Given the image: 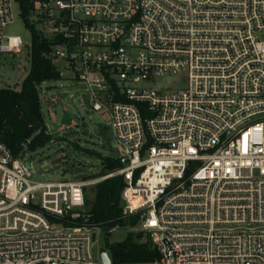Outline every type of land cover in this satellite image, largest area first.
<instances>
[{
  "label": "built area",
  "instance_id": "built-area-1",
  "mask_svg": "<svg viewBox=\"0 0 264 264\" xmlns=\"http://www.w3.org/2000/svg\"><path fill=\"white\" fill-rule=\"evenodd\" d=\"M15 1L0 0V54L31 57L4 34ZM29 3L59 79L109 117L120 166L104 179L123 178L154 264H264V0ZM36 174L0 141V264H103L99 227L77 223L98 181Z\"/></svg>",
  "mask_w": 264,
  "mask_h": 264
},
{
  "label": "rangeland",
  "instance_id": "rangeland-1",
  "mask_svg": "<svg viewBox=\"0 0 264 264\" xmlns=\"http://www.w3.org/2000/svg\"><path fill=\"white\" fill-rule=\"evenodd\" d=\"M12 14L13 22L5 28V36H19L24 43H31L33 33L24 22L23 9L18 1L13 3ZM32 21L31 16V24ZM35 28L39 29V26L36 24ZM30 68L31 57L28 45L19 54H0V89L19 90ZM175 80L166 77L165 86L172 87ZM38 90L45 123L44 133L48 136V143L33 152L26 150L21 156L28 163H33L37 171L35 178L38 180L98 181L85 188L87 202L82 213L87 217L95 201L98 183L104 181L105 176L114 173L112 171L101 176L104 159L120 157L109 117L105 113L91 109L87 88L75 80L62 78L44 81ZM66 94L73 95V98L70 99ZM64 111L74 115L72 124L68 127L61 122ZM111 178L113 177L107 179ZM83 217L78 219L82 221L80 224L86 223V217ZM134 218L138 217L127 216L128 221ZM137 227L139 220L135 226L128 224L127 227L116 229L109 235L101 228L93 231L97 234L95 254L106 245L107 237L110 244H116L123 241L129 233H141L135 230ZM109 254L111 255L110 251Z\"/></svg>",
  "mask_w": 264,
  "mask_h": 264
},
{
  "label": "trees",
  "instance_id": "trees-1",
  "mask_svg": "<svg viewBox=\"0 0 264 264\" xmlns=\"http://www.w3.org/2000/svg\"><path fill=\"white\" fill-rule=\"evenodd\" d=\"M23 9V18L28 14L29 0H17ZM51 45L44 37L33 34L31 68L19 90L0 89V141L12 151L14 157L26 150L33 152L48 143L44 133L45 123L41 109L38 86L44 81L57 80L59 74ZM120 166L115 159L105 158L101 176L115 171ZM86 178V177H83ZM124 181L116 176L105 179L96 187L95 201L91 205L89 226L99 227L108 235L128 224L135 226L138 218L127 220L122 207ZM82 221H78L80 224ZM105 247L111 252L114 264H154L159 252L150 239L143 241V233H129L116 244H110L107 237Z\"/></svg>",
  "mask_w": 264,
  "mask_h": 264
},
{
  "label": "water",
  "instance_id": "water-1",
  "mask_svg": "<svg viewBox=\"0 0 264 264\" xmlns=\"http://www.w3.org/2000/svg\"><path fill=\"white\" fill-rule=\"evenodd\" d=\"M67 97L72 99L73 95L66 94ZM74 119V115L68 113L67 111L63 112L62 124L65 126H70L72 124V120ZM99 258L103 264H112V259L109 255V250L104 246L99 249Z\"/></svg>",
  "mask_w": 264,
  "mask_h": 264
}]
</instances>
